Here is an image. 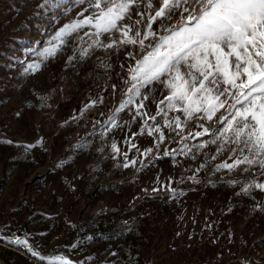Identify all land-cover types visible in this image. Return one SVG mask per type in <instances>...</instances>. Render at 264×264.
I'll return each instance as SVG.
<instances>
[{
  "label": "rangeland",
  "instance_id": "1",
  "mask_svg": "<svg viewBox=\"0 0 264 264\" xmlns=\"http://www.w3.org/2000/svg\"><path fill=\"white\" fill-rule=\"evenodd\" d=\"M66 7L70 4L0 0V264H48L54 255L74 264H264V192L237 195L253 173L260 181L264 176L255 168L244 172V166L216 171L217 164L232 162L234 145L219 155L217 144L197 151L195 145L209 136L189 137L184 143L192 151L187 156L179 151L182 136L201 131L199 124L210 129L218 124L193 119L179 135L164 129L158 148L153 137L137 136L132 143L138 148H153L145 158L124 142L141 121L130 130L114 128L105 138L100 134L123 98V52L111 58V69L100 66L102 49L65 67L72 54L66 47L38 72L25 71L40 60L27 49L46 47L84 5L65 14ZM98 95L104 102L81 115ZM150 107L154 114L155 105ZM125 121L131 115L121 113L119 122ZM113 139L120 155L111 151ZM173 149L175 159L163 155ZM123 153L137 159L135 167H122ZM140 161L147 165L142 171ZM167 186L184 195L173 199ZM17 237L45 259L16 244Z\"/></svg>",
  "mask_w": 264,
  "mask_h": 264
},
{
  "label": "snow or ice",
  "instance_id": "2",
  "mask_svg": "<svg viewBox=\"0 0 264 264\" xmlns=\"http://www.w3.org/2000/svg\"><path fill=\"white\" fill-rule=\"evenodd\" d=\"M45 2L52 7L70 4L64 8L65 14L73 7H84L75 18L55 31L46 47L27 49L40 60L29 63L26 72H38L42 64L56 58L66 47L71 48L72 54L67 57L65 67L80 63L90 58L96 49H102L105 59L101 60L100 66L111 69V58L116 56L119 59V54L124 53V63L120 67L126 68V74L120 79L126 87L121 89L123 98L119 105L102 126V138L114 128L127 126L130 130L131 124L139 120L142 122L139 131L133 132L124 142L129 144V151L136 149L137 154L147 158L153 148H138L132 143L137 136L147 134L153 137L158 148L166 139L164 129L179 135L190 120L214 121L219 127L210 129L201 123V131L182 136L180 153L187 156L192 151L184 143L189 137L209 136L210 140L195 145L197 151L209 144H217L216 154L219 155L226 146L234 145L228 158L232 162L225 160L217 164L216 171L232 172L244 166V172L255 168L259 176H264V0ZM139 53L142 55L137 58ZM111 88L115 92L117 84H112ZM104 99L98 95L81 109V115L97 103H103ZM151 105H155L154 114ZM121 113L130 114L131 121L121 124ZM170 113L179 114L170 116ZM41 143L42 139L37 141V144ZM24 147L28 149L35 145ZM110 148L112 153L121 154L115 139ZM177 154L176 149L163 153L173 159ZM122 155V167L136 166L137 159L129 160L127 153ZM159 158V154L153 157ZM212 159H216V155ZM140 165L138 171L147 166L144 161H140ZM256 176L253 173L237 195L251 196L253 189L264 192V181ZM189 179L195 180V176ZM228 183L235 185L240 181L229 180ZM159 190L152 189L153 192ZM167 190L173 199L184 195L170 186ZM14 242L26 247L33 256L45 259L40 252L33 250L27 239L17 237ZM48 264L74 262L63 255H54L48 258Z\"/></svg>",
  "mask_w": 264,
  "mask_h": 264
}]
</instances>
